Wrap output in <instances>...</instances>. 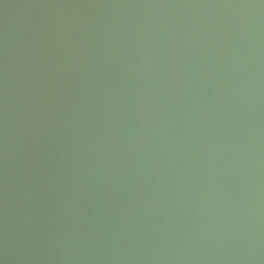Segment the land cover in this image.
<instances>
[{
    "label": "water",
    "instance_id": "obj_1",
    "mask_svg": "<svg viewBox=\"0 0 264 264\" xmlns=\"http://www.w3.org/2000/svg\"><path fill=\"white\" fill-rule=\"evenodd\" d=\"M0 264H264V0H0Z\"/></svg>",
    "mask_w": 264,
    "mask_h": 264
}]
</instances>
